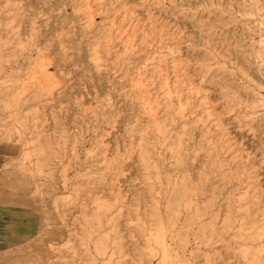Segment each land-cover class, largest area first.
<instances>
[{
  "label": "rangeland",
  "instance_id": "obj_1",
  "mask_svg": "<svg viewBox=\"0 0 264 264\" xmlns=\"http://www.w3.org/2000/svg\"><path fill=\"white\" fill-rule=\"evenodd\" d=\"M262 47L264 0H0V143L11 152L0 164V256L50 247L48 264H245L215 236L208 259L203 245L188 257L197 207L200 223L225 219L227 206L264 213ZM166 84L193 109L184 122L165 108ZM145 98L164 108L167 141L144 134L154 126ZM237 169L245 182L226 179ZM184 175L198 186L191 210L177 205Z\"/></svg>",
  "mask_w": 264,
  "mask_h": 264
},
{
  "label": "bare ground",
  "instance_id": "obj_2",
  "mask_svg": "<svg viewBox=\"0 0 264 264\" xmlns=\"http://www.w3.org/2000/svg\"><path fill=\"white\" fill-rule=\"evenodd\" d=\"M258 55L260 57L264 56V47H262L258 51ZM252 60V58H251ZM221 81V80H219ZM179 82V80L176 81V83ZM138 90L140 92H143L144 85H138L137 86ZM161 92L163 95V102L165 105L166 109H171L175 111L176 118L178 120H181L184 122L188 116V114H192L193 109L192 108H186L185 105L182 104V100L184 97H181L175 92V95H173V90L169 87L168 84L164 85L161 88ZM146 98L149 97L147 96ZM144 99V107L143 110L145 112V118H147V121L149 123H152L153 126V132L146 130L144 131L145 133H150L151 135H157L158 138H163L164 140H168L169 134L163 130L162 125L160 126V121L157 120L156 116L157 111L160 112L164 110V108L159 107V104H152L151 102H148L147 99ZM150 101V100H149ZM180 104V106L178 105ZM251 108H256V105H250ZM156 111V112H155ZM195 120L192 122H195L197 119L196 117L194 118ZM185 125V124H184ZM201 127V126H200ZM206 129H202V132H204ZM192 130L191 129H186L185 127L182 128V135H187L190 134ZM156 137V136H155ZM191 138V137H190ZM189 138V139H190ZM144 139V136H143ZM145 144L141 145V154H140V159L141 162L144 164L140 168L143 170L144 167L146 168H151L152 164L150 162L151 156L149 155L151 149H150V144L147 139L145 138ZM182 138H179L177 141L178 147L180 142L182 141ZM41 144L38 147V152L43 153L47 155L49 152V144L50 142L46 138H42L39 141ZM172 153L177 155L180 159L178 163L179 169L181 168L183 172L185 173L188 169V164H189V155H187L182 148H178L176 150H173ZM214 154V152H213ZM194 156V155H193ZM42 163L47 162V158H42ZM242 163V162H241ZM241 163L238 162V167L241 166ZM247 164V163H246ZM207 168V167H206ZM244 175V173H243ZM237 177L240 181H244L243 178L240 176V172L238 169L234 171V173H226V179L231 180ZM201 183H206L208 181V177L206 173H201L200 172V178H199ZM245 182V181H244ZM181 186L183 187L184 194L182 195L181 199L178 200L177 205L181 208L184 207L188 210H191L190 208H187L189 204L191 203V194L197 190L198 186H192V183L189 181V177L183 176L181 177ZM12 187L14 190H20L21 188L25 189L26 184L22 183L20 180L15 181V183L12 184ZM210 189V188H209ZM36 192V189H35ZM199 192V191H198ZM226 194V193H225ZM17 197V196H16ZM22 197V196H21ZM23 198V197H22ZM197 199V198H196ZM24 201V200H23ZM12 202V201H9ZM15 203V202H14ZM30 204V203H28ZM107 206H105L106 208ZM179 208V209H180ZM197 211L194 213L196 214L199 219L198 223V235L197 233H194V241H196V247L190 249V256L188 257V261H193L198 258V256L195 255V251H199L200 248H202V245L205 246V257L208 259V256L211 255L212 250L210 249V246L213 247L214 244L221 242L223 245V248L225 249H236L238 248L240 251V255L238 256L240 261H243L245 264H264V213L262 212L261 208H257L251 212V209L245 210L244 214L241 215L239 212L233 211L232 208H229L227 206V216L224 219H219V212L214 213L210 212V219H213L210 222H201V218L203 215L201 214L202 208L197 207ZM234 209V208H233ZM253 209V208H252ZM220 210V209H219ZM226 211V210H225ZM172 217H175V213L172 212L171 214ZM222 222V223H221ZM175 226V222L172 220V234L173 237H176L177 230ZM187 227V226H186ZM194 229V228H193ZM1 230V228H0ZM191 230V229H190ZM193 231H188V235H190ZM67 232H65L66 234ZM197 235V236H196ZM69 236H71V233H69ZM216 237V240L212 246L211 240L212 237ZM4 238L0 234V239ZM70 239L67 241L69 242ZM192 245V244H191ZM53 246V244L51 245ZM54 249V248H53ZM52 248L50 247L43 251L42 254L38 257L33 258L32 256H27L23 251H21L20 254L18 255H10V256H0V264H48L47 262L51 259H53V262L56 263V256H53L50 252H54ZM73 249V248H72ZM101 249V248H100ZM222 251H219L216 253L215 256H221ZM104 254V253H101ZM53 263V264H54ZM192 264H196L192 262Z\"/></svg>",
  "mask_w": 264,
  "mask_h": 264
},
{
  "label": "crops",
  "instance_id": "obj_3",
  "mask_svg": "<svg viewBox=\"0 0 264 264\" xmlns=\"http://www.w3.org/2000/svg\"><path fill=\"white\" fill-rule=\"evenodd\" d=\"M10 155H11L10 148H9L8 146H6V145L0 143V164L3 162V160L5 159V157H8V156H10ZM0 212H1V211H0ZM3 217H6V216L0 214V222H2L1 220H2ZM1 225H2V224L0 223V226H1ZM2 231H4V230H3V229L0 230V234L3 233Z\"/></svg>",
  "mask_w": 264,
  "mask_h": 264
}]
</instances>
